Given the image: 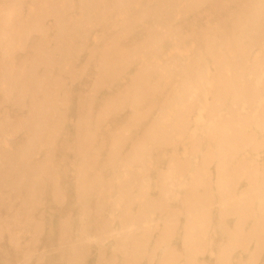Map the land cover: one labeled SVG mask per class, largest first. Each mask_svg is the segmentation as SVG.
I'll list each match as a JSON object with an SVG mask.
<instances>
[{"label":"bare ground","instance_id":"1","mask_svg":"<svg viewBox=\"0 0 264 264\" xmlns=\"http://www.w3.org/2000/svg\"><path fill=\"white\" fill-rule=\"evenodd\" d=\"M0 264H264V0H0Z\"/></svg>","mask_w":264,"mask_h":264},{"label":"rangeland","instance_id":"2","mask_svg":"<svg viewBox=\"0 0 264 264\" xmlns=\"http://www.w3.org/2000/svg\"><path fill=\"white\" fill-rule=\"evenodd\" d=\"M52 248H53V247H50V248H48V250H47V252L49 253V255H50V254H54V250L52 251Z\"/></svg>","mask_w":264,"mask_h":264}]
</instances>
